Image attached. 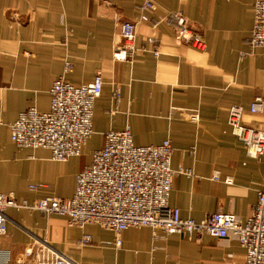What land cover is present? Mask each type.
Segmentation results:
<instances>
[{"label":"crops","instance_id":"0c3cea01","mask_svg":"<svg viewBox=\"0 0 264 264\" xmlns=\"http://www.w3.org/2000/svg\"><path fill=\"white\" fill-rule=\"evenodd\" d=\"M144 1L154 9L148 22H139ZM255 1L0 0V192L19 202L71 196L76 173L103 144L104 134L127 128L138 146L169 140L171 168L190 171L173 176L169 207L196 221L217 210L245 220L263 181L264 163L246 156L227 117L230 106L240 105L243 122L264 130V47L248 43ZM170 12H180L202 35L205 51L179 42L165 23ZM124 20L135 23L130 44L136 51L122 61L113 53L126 44L119 33ZM66 62L70 70L64 72ZM97 72L103 86L93 105V134L82 150L86 158L54 161L47 149L11 142L9 125L20 112L30 105L48 110L56 78L63 75L80 85ZM255 98L262 99L263 108L251 113ZM191 112L197 121L189 119ZM4 213L0 264H34L24 249L41 246L72 264H240L245 259L232 238L165 235L147 226L117 235L96 225L68 226L63 217L25 207ZM83 234L91 241L81 245Z\"/></svg>","mask_w":264,"mask_h":264},{"label":"built area","instance_id":"2783aa9c","mask_svg":"<svg viewBox=\"0 0 264 264\" xmlns=\"http://www.w3.org/2000/svg\"><path fill=\"white\" fill-rule=\"evenodd\" d=\"M153 9L152 2L144 1L138 21L148 22ZM165 23L174 29L179 42L200 51L206 50L202 35L186 25V19L180 12H170ZM119 33L128 42L115 49L113 57L128 60L136 51L129 43L135 34V23L120 21ZM148 41L150 43L152 39ZM248 43L251 48L264 47V0L253 4ZM153 53L157 54L155 48ZM68 70L70 63L66 62L64 72ZM102 86L100 72L91 82L80 85L72 84L63 75L59 76L49 89L48 110L41 111L30 105L9 125L11 142L19 148L47 149L51 158L59 162L81 155L86 141L93 134V105L101 94ZM114 97L119 98L116 87ZM262 108V99L255 98L248 111L256 113ZM243 112L244 108L240 105L230 106L227 124L243 144L246 156L264 163V130L245 124ZM187 115L190 120H198L195 112ZM171 151L169 140L157 145L138 146L133 143L127 128L107 131L103 144L92 151L89 163L76 173L71 196H48L32 202H19L12 193L0 192V235L6 233L5 209L25 207L63 217L68 226L83 228L96 225L117 235L128 228L147 226L165 235L232 238L245 253V259L240 264H264V178L245 220L221 210L208 214L200 221L182 217L177 208L169 207L168 198L173 176L190 175V171L183 167L171 168ZM213 179H218V176L214 175ZM225 182L229 184L231 180L226 178ZM114 240L116 245L120 243L118 236ZM90 241L91 236L83 234L79 244ZM24 255L32 256L34 264H72L64 255L50 252L43 246L35 251L27 247Z\"/></svg>","mask_w":264,"mask_h":264},{"label":"rangeland","instance_id":"374dc122","mask_svg":"<svg viewBox=\"0 0 264 264\" xmlns=\"http://www.w3.org/2000/svg\"><path fill=\"white\" fill-rule=\"evenodd\" d=\"M126 41V40H125ZM128 41H126V43H127ZM129 43H130V41H129ZM81 159H84V158H86L87 157V152L86 151H82V153H81V155L79 156Z\"/></svg>","mask_w":264,"mask_h":264}]
</instances>
